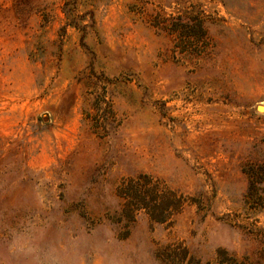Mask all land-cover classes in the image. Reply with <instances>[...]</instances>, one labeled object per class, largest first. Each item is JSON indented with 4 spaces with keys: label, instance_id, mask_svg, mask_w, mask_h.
<instances>
[{
    "label": "rangeland",
    "instance_id": "obj_1",
    "mask_svg": "<svg viewBox=\"0 0 264 264\" xmlns=\"http://www.w3.org/2000/svg\"><path fill=\"white\" fill-rule=\"evenodd\" d=\"M0 264H264V0H0Z\"/></svg>",
    "mask_w": 264,
    "mask_h": 264
},
{
    "label": "trees",
    "instance_id": "obj_2",
    "mask_svg": "<svg viewBox=\"0 0 264 264\" xmlns=\"http://www.w3.org/2000/svg\"><path fill=\"white\" fill-rule=\"evenodd\" d=\"M183 34H184V33H183ZM183 36H187V35L184 34ZM137 203H139L138 205H140L141 207H146L147 209L150 208V207H149L150 205H146V203H145V205H144V203H142V201H140V200H138V199H137ZM150 213H151V212H150ZM151 217H152L153 219H157V218L155 217V215H153L152 213H151Z\"/></svg>",
    "mask_w": 264,
    "mask_h": 264
},
{
    "label": "bare ground",
    "instance_id": "obj_3",
    "mask_svg": "<svg viewBox=\"0 0 264 264\" xmlns=\"http://www.w3.org/2000/svg\"><path fill=\"white\" fill-rule=\"evenodd\" d=\"M258 110H263V107L261 105L258 106Z\"/></svg>",
    "mask_w": 264,
    "mask_h": 264
},
{
    "label": "water",
    "instance_id": "obj_4",
    "mask_svg": "<svg viewBox=\"0 0 264 264\" xmlns=\"http://www.w3.org/2000/svg\"><path fill=\"white\" fill-rule=\"evenodd\" d=\"M263 107V106H262Z\"/></svg>",
    "mask_w": 264,
    "mask_h": 264
}]
</instances>
